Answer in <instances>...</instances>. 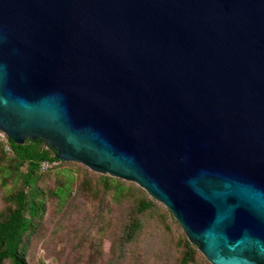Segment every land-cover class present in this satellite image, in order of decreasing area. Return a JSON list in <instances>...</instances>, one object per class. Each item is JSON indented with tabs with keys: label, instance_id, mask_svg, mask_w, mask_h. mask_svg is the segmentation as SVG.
Masks as SVG:
<instances>
[{
	"label": "water",
	"instance_id": "water-1",
	"mask_svg": "<svg viewBox=\"0 0 264 264\" xmlns=\"http://www.w3.org/2000/svg\"><path fill=\"white\" fill-rule=\"evenodd\" d=\"M0 131L264 264V0H0Z\"/></svg>",
	"mask_w": 264,
	"mask_h": 264
},
{
	"label": "trees",
	"instance_id": "trees-1",
	"mask_svg": "<svg viewBox=\"0 0 264 264\" xmlns=\"http://www.w3.org/2000/svg\"><path fill=\"white\" fill-rule=\"evenodd\" d=\"M8 142L10 154L0 141V264H29L28 248L43 227L49 202L63 210L81 196L95 205L98 219L107 223L105 228L113 226L109 217L115 207L127 208L126 221L114 240L115 251L133 243L142 231L144 217L158 211L159 204L137 184L95 173L79 163L60 161L43 140H27L23 145ZM54 161L59 165L42 171L44 162ZM49 177L52 184L46 183ZM159 216L164 218L162 213ZM177 245L182 248L178 264H195L201 256L184 233ZM203 260L211 264L205 256Z\"/></svg>",
	"mask_w": 264,
	"mask_h": 264
},
{
	"label": "rangeland",
	"instance_id": "rangeland-1",
	"mask_svg": "<svg viewBox=\"0 0 264 264\" xmlns=\"http://www.w3.org/2000/svg\"><path fill=\"white\" fill-rule=\"evenodd\" d=\"M91 171V170H90ZM52 184L51 177L46 179ZM146 215L137 239L123 251H115V238L127 217V208L115 207L113 226L99 220L95 205L81 196L63 210L49 202L43 227L28 248L29 264H178L182 248L177 241L183 232L167 208ZM0 197V208L2 207ZM162 213L164 218L159 214ZM185 234V233H184ZM204 255L195 264H205ZM10 264V263H8Z\"/></svg>",
	"mask_w": 264,
	"mask_h": 264
},
{
	"label": "built area",
	"instance_id": "built-area-1",
	"mask_svg": "<svg viewBox=\"0 0 264 264\" xmlns=\"http://www.w3.org/2000/svg\"><path fill=\"white\" fill-rule=\"evenodd\" d=\"M9 138L7 137V135L0 131V141L5 145V150L10 154L12 153L11 147L9 145L8 142ZM59 165V162L54 161V162H44L42 164V171H48L49 169L56 167Z\"/></svg>",
	"mask_w": 264,
	"mask_h": 264
}]
</instances>
